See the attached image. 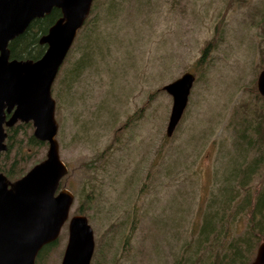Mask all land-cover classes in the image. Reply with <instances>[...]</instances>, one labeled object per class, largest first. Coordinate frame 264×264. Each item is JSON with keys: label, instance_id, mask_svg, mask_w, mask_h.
Masks as SVG:
<instances>
[{"label": "rangeland", "instance_id": "1", "mask_svg": "<svg viewBox=\"0 0 264 264\" xmlns=\"http://www.w3.org/2000/svg\"><path fill=\"white\" fill-rule=\"evenodd\" d=\"M113 1L122 6L110 7ZM95 5L93 14L101 20L88 33L105 39L103 54L72 92L56 95L67 68L54 83L55 93L53 86L60 155L69 168L60 190L75 195L70 216L88 218L95 252L101 248L106 264H173L202 223L212 172L233 148L227 129L233 110L248 104L251 113L258 100L264 0H95ZM216 40L200 65L203 51ZM79 57L75 49L72 63ZM187 72L197 80L184 122L168 138L173 99L163 87ZM28 133L34 135V128ZM221 144L228 148L222 151ZM47 152L48 144L33 154L24 176ZM246 225L247 219L239 232ZM127 237L131 245L125 252ZM68 239L69 222L39 264H61Z\"/></svg>", "mask_w": 264, "mask_h": 264}, {"label": "water", "instance_id": "2", "mask_svg": "<svg viewBox=\"0 0 264 264\" xmlns=\"http://www.w3.org/2000/svg\"><path fill=\"white\" fill-rule=\"evenodd\" d=\"M95 0H0V154L8 150L6 128L32 124L34 137L48 144L46 159L13 182L0 174V264H36L41 251L56 243L69 222V239L61 264H92L94 230L84 215L71 217L75 195L62 189L69 168L62 161L53 86ZM58 9L61 18L40 39L39 60L11 58L10 44L33 22ZM197 77L187 72L163 87L173 106L166 130L171 138L189 105ZM264 97V70L257 79ZM9 116V119L7 118ZM250 264H264V240Z\"/></svg>", "mask_w": 264, "mask_h": 264}, {"label": "trees", "instance_id": "3", "mask_svg": "<svg viewBox=\"0 0 264 264\" xmlns=\"http://www.w3.org/2000/svg\"><path fill=\"white\" fill-rule=\"evenodd\" d=\"M119 5L120 3L113 1L110 7ZM96 10L95 5L62 66V73H64V68L69 70L61 79V90L58 93L56 91L59 97L62 93L67 95L72 92V86L77 83L84 70H93L96 66V55L103 54L102 46L105 39L95 37L97 32L91 33L98 26L97 21L101 20L100 15L93 14ZM61 16V11L55 9L51 15L33 22L25 34L11 42L9 46L11 58L39 60L46 51V46L40 45V39L49 32ZM110 22L114 24L115 20H110ZM89 30H91L90 33H88ZM218 41L216 40L214 45L213 42L207 45L200 59V65L207 62L213 48L217 47ZM76 44L77 47H75ZM75 49L80 57L77 62L72 63L71 57ZM256 96L258 100L251 113H248L251 111L248 104H243L240 109L233 110L231 122L227 126L234 137L233 148L229 149L230 153L228 150L226 155H221L223 161L215 169L214 174L212 172L211 177L215 182L212 190L204 198L202 223L195 230L192 238L180 246V251L175 255L173 264H250L264 240V98L258 92ZM183 118L177 132L184 122ZM127 124L131 123L127 122ZM210 129L212 130V127ZM28 130L33 131L31 123H20L7 130L8 150L0 154V174H4L11 181L24 176L26 163L32 159L37 150L39 151V148L42 149L46 145L39 142L33 133L29 134ZM61 132L62 128L59 126L58 137ZM62 142L63 140H61V145ZM220 146H222V151L224 147L228 148L223 144ZM168 168H171V165ZM88 199H92L90 195ZM82 211L83 208H80L81 214ZM245 219H247V225L244 231L239 232L240 224ZM56 243L46 246L41 251L36 264H39L46 252ZM123 245L124 251L127 252L131 245L130 237L126 238ZM97 256L99 259L96 258ZM103 259V252L101 248H98L92 264H106Z\"/></svg>", "mask_w": 264, "mask_h": 264}, {"label": "flooded vegetation", "instance_id": "4", "mask_svg": "<svg viewBox=\"0 0 264 264\" xmlns=\"http://www.w3.org/2000/svg\"><path fill=\"white\" fill-rule=\"evenodd\" d=\"M7 118L9 119V116H7ZM20 124V123H19ZM14 128V127H13ZM8 130V128H6V131ZM7 144V143H6Z\"/></svg>", "mask_w": 264, "mask_h": 264}]
</instances>
